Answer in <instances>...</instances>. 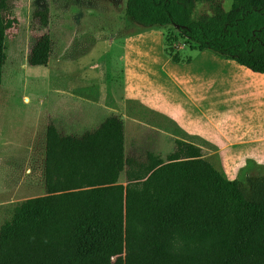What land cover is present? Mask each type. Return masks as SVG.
Returning a JSON list of instances; mask_svg holds the SVG:
<instances>
[{
	"label": "trees",
	"instance_id": "obj_1",
	"mask_svg": "<svg viewBox=\"0 0 264 264\" xmlns=\"http://www.w3.org/2000/svg\"><path fill=\"white\" fill-rule=\"evenodd\" d=\"M210 1L128 0L127 15L264 74V0L200 14ZM8 8L0 0V98ZM166 52L174 63L193 60ZM32 62L49 65L46 37ZM47 155V194L3 222L0 264H264V175L230 180L185 140L166 157L128 153L119 116L80 136L51 125Z\"/></svg>",
	"mask_w": 264,
	"mask_h": 264
},
{
	"label": "rangeland",
	"instance_id": "obj_2",
	"mask_svg": "<svg viewBox=\"0 0 264 264\" xmlns=\"http://www.w3.org/2000/svg\"><path fill=\"white\" fill-rule=\"evenodd\" d=\"M127 2L9 0L0 98V206H6L0 208V227L17 206L47 194L51 125L62 134L80 136L119 116L128 153L166 157L176 142L188 140L204 148L205 160L230 180L264 175V114L251 119L229 112L219 102L221 85H203L195 81L198 71L188 69L204 67L207 57L190 66L174 63L166 52L175 49L194 57L201 51L192 47L199 45L175 27L134 21ZM231 3L211 0L198 11L210 14L215 6L229 9ZM43 37L49 41L48 66L32 62ZM204 55L225 57L213 50ZM217 75L209 73L210 78ZM193 99H202L203 106ZM174 118L178 123L173 127ZM8 181H16V187L8 188Z\"/></svg>",
	"mask_w": 264,
	"mask_h": 264
},
{
	"label": "crops",
	"instance_id": "obj_3",
	"mask_svg": "<svg viewBox=\"0 0 264 264\" xmlns=\"http://www.w3.org/2000/svg\"><path fill=\"white\" fill-rule=\"evenodd\" d=\"M202 57H207V64L204 67L188 68L189 70L195 69L198 71L199 79L195 81H198L199 83H202L203 85L207 86L220 84L221 88L219 93V102L224 105L229 112L241 113V115H248L251 119H253V114L255 113L261 112L264 114V74L254 73L251 70L242 67L238 63L230 65L225 62L226 60H228L225 58L219 59L216 58L214 55L205 56L204 51L198 52V54L193 57L191 63L185 64H190V66H192L193 62L195 63L196 60L201 59ZM213 61L218 62V65L216 67H213L211 65ZM210 71H218L217 77L210 78ZM173 82H175V80ZM178 82L180 81L178 80ZM192 83L193 81L191 82V84ZM193 100L194 104L198 106H203L202 99ZM253 105H258L259 108H255L253 107ZM177 123L178 120L174 118V125H172L171 123L170 126L174 127ZM185 141L190 142L188 140ZM195 144L201 147L198 143ZM174 145L177 146V142ZM174 150L175 149L169 148V151ZM202 150L203 152L205 151L204 148H202ZM253 162L262 164L254 159ZM44 181L46 183L45 170ZM4 206H6V204L0 206V208Z\"/></svg>",
	"mask_w": 264,
	"mask_h": 264
},
{
	"label": "bare ground",
	"instance_id": "obj_4",
	"mask_svg": "<svg viewBox=\"0 0 264 264\" xmlns=\"http://www.w3.org/2000/svg\"><path fill=\"white\" fill-rule=\"evenodd\" d=\"M9 181H8L7 187L10 188V189L15 188L16 187V184H17L16 181H12V182H9Z\"/></svg>",
	"mask_w": 264,
	"mask_h": 264
}]
</instances>
